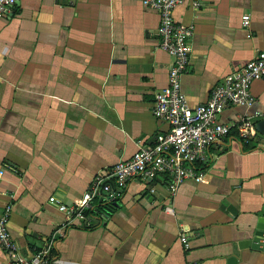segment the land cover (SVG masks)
<instances>
[{"label": "crops", "instance_id": "0c3cea01", "mask_svg": "<svg viewBox=\"0 0 264 264\" xmlns=\"http://www.w3.org/2000/svg\"><path fill=\"white\" fill-rule=\"evenodd\" d=\"M174 15L194 25L182 76L192 106L264 50V0H203ZM159 24V11L139 0H19L0 16V214L12 206L9 227L26 255L52 239L49 264H264L255 241L264 229L259 128L243 137L233 127L197 163L206 181L187 178L175 194L165 174L132 179L112 211L102 216L94 203L91 226L62 230L64 214L49 201L74 202L100 171L169 129L153 113L173 60ZM251 93L250 105L228 104L218 120L257 125L264 76Z\"/></svg>", "mask_w": 264, "mask_h": 264}, {"label": "built area", "instance_id": "2783aa9c", "mask_svg": "<svg viewBox=\"0 0 264 264\" xmlns=\"http://www.w3.org/2000/svg\"><path fill=\"white\" fill-rule=\"evenodd\" d=\"M160 13V47L173 58L169 68V83L156 92L153 113L169 123L167 131L159 132L150 145L139 143L137 151L128 159L119 160L108 170L100 171L91 185L74 202L68 204L58 195L49 201L63 212L62 230L76 224L91 226L97 222L92 213L94 203L103 204L119 199L134 178L152 180L160 174L168 177V186L175 194L187 179L206 181V173L197 163L207 156L208 148L225 138L233 127L243 137H255L258 128L251 118L243 116L235 124L218 120L219 114L228 104L250 105L254 101L251 93L253 81L264 76V50L249 59L238 69L227 75L217 84L209 100L201 105L192 106L182 88V76L188 70L192 52L194 25L179 21L174 10L177 6L190 3L200 8L203 0H139ZM19 0H0V16L11 11ZM244 25L250 24V15L242 17ZM11 205L0 214V244L7 256V264H49L54 251V240H50L32 256L21 251L9 227ZM166 209L173 212V207ZM101 215L105 211L101 210ZM61 231V229H60ZM181 239L189 246L187 236ZM259 244L264 247V232Z\"/></svg>", "mask_w": 264, "mask_h": 264}, {"label": "trees", "instance_id": "16d2710c", "mask_svg": "<svg viewBox=\"0 0 264 264\" xmlns=\"http://www.w3.org/2000/svg\"><path fill=\"white\" fill-rule=\"evenodd\" d=\"M117 203H118L117 200H115L113 202L106 203V204L100 203L99 209L110 212L115 208ZM95 210L96 209H93L90 213L93 214Z\"/></svg>", "mask_w": 264, "mask_h": 264}, {"label": "water", "instance_id": "95a60500", "mask_svg": "<svg viewBox=\"0 0 264 264\" xmlns=\"http://www.w3.org/2000/svg\"><path fill=\"white\" fill-rule=\"evenodd\" d=\"M257 128H259L262 132H264V119L260 120L258 123H257ZM264 232V229L263 230H260L259 232H257V236L255 238V241L257 242V245L260 247L261 245L259 244V238H260V235H262V233Z\"/></svg>", "mask_w": 264, "mask_h": 264}]
</instances>
